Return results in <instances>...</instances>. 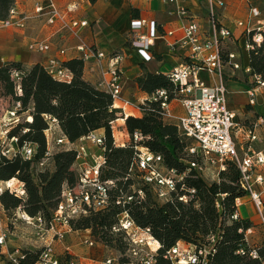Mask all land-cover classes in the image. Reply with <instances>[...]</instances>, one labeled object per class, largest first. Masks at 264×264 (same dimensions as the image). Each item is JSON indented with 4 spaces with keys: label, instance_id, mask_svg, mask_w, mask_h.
Segmentation results:
<instances>
[{
    "label": "built area",
    "instance_id": "1",
    "mask_svg": "<svg viewBox=\"0 0 264 264\" xmlns=\"http://www.w3.org/2000/svg\"><path fill=\"white\" fill-rule=\"evenodd\" d=\"M204 1L211 31H202L196 21L190 19L182 27L181 38L171 44V48H177L187 54L186 62L167 74L175 87L177 96L170 100L167 91L161 89L152 93L148 100L159 105L163 121L175 122L180 136L190 143L187 149L188 155L197 159V161L190 162V168L198 170L202 176L207 168H213L216 173V178L213 180L215 181L219 172L225 170L227 162H233L236 165L241 175L240 187L253 203L260 217V225L264 233V175L258 173L264 167V150L256 151L253 148V144L258 140V129L264 127V118L259 117L255 122L245 125L244 123H237L235 114L228 109L223 69L228 64L232 70H239L240 65L234 62L236 59L234 53L224 51V41L231 38V33L228 29L219 26L217 10L225 7V1ZM244 1L248 4V19L237 21L235 25L243 30L245 37L251 30L256 31L251 42L247 41L245 44V49L249 51L253 44L260 43V31H264V22L261 23L260 27L250 29L249 19L256 14L253 8L256 0ZM163 3L177 5L175 10L177 18L183 20L187 16V11L178 4V0H163ZM75 11L76 5L74 4L67 5L63 11H60L51 0L46 4L35 3L31 14L20 11L13 5L9 9L7 17L0 20V28L23 29L28 20L39 18L45 20L47 25L58 22L62 29L74 33L77 28H85L88 25L86 20L72 16ZM144 28H147V32L141 33ZM160 35L156 23L153 21L136 19L130 22V46L136 49L145 61L150 60L148 51L154 44V40ZM167 35L171 36L172 32H168ZM28 49L46 52L49 50V45L43 42H32L28 45ZM75 51L78 53L77 58L83 64L93 60L100 65L101 62L107 60L105 69L101 71L98 86L110 95L114 108L116 107L115 104H121L122 109L136 108L140 114L142 113L143 101L134 105L122 96L123 68L120 54L114 53L106 56L102 51L94 49L81 40L76 45ZM65 53V50L59 51L60 56H64ZM45 69L57 80L68 81L71 77L62 62L56 59L50 60L48 68ZM244 71L250 75L251 86L246 91L248 105L254 107L259 93L264 92V82L257 75H252L249 68H245ZM200 72H206L212 76L214 78L213 83L206 85L200 79ZM13 76L16 78L18 74L14 72ZM172 101H177L183 108L182 115L173 116L170 111ZM20 109V103L16 102L7 111L5 118L0 119L1 153L8 158L15 152L17 144L16 138H8V132L19 122L17 111ZM122 114L125 118L127 117L123 112ZM26 121L30 122L31 118L27 116ZM52 122L56 124L55 119H52ZM113 124L114 121L110 123V126L113 127ZM2 135H4L3 139L10 140L12 146H4L5 141L1 140ZM111 136L113 137L112 132ZM146 139L137 132L131 136V140L135 144H141L140 142ZM104 141V138L96 133H90L74 143H68L62 135L56 138V146L61 145L63 149L76 151L74 165L78 166L77 182L73 187H62L58 203L48 225L40 216L30 217L19 207L16 209L13 219L31 225L39 232V242L42 245L38 248L40 253L37 264H76L75 259L67 252L65 255L68 257L61 259L55 251V242L64 240L66 234L74 232L71 228L72 221L87 216L90 212L103 211L109 206L114 182L102 180L100 177L101 168L104 165ZM128 141L129 136L122 143L115 144L114 142V144L122 147ZM94 148L100 149V154L95 153ZM135 150L136 158L129 171H133L135 167V171L140 174L141 183L151 190L158 201H168L170 196L173 193L178 194L177 192H184L179 195V200L184 205L192 200L195 190L191 189L185 192L182 186L179 190L177 188L186 173L177 174L174 170L166 169L162 164L161 156L149 152L142 145L135 146ZM32 154V149L29 146L23 147L22 155L24 158L29 159ZM49 155L48 150L41 165L48 160L47 156ZM9 181L0 182V195L7 190L21 198L24 193L23 185L18 183L19 187L15 188ZM132 190L135 195L126 196L122 201L117 199L115 204L124 207L127 202L129 203L133 199L144 198L142 189L134 190L132 187ZM235 206L236 208L241 206V198L235 200ZM3 215L0 206V216ZM237 217L236 211L233 214V219ZM116 218V223L111 227L110 233L121 236L126 249L124 253H119L118 257H104L98 261V264H156L155 255L159 248V242L153 237L150 228L136 224L125 209ZM250 229L246 230L245 236ZM49 232H52V235L48 239L46 235ZM6 238V232L0 228V248L6 245ZM211 241H213L212 238ZM83 244L89 248L94 246V242L90 238L85 239ZM239 253L243 254L242 251ZM19 256L21 253L15 251L9 256V263L19 264L17 260ZM250 256L255 259L257 257L256 251L252 250ZM164 258L169 260L171 264H208L205 247L194 249L183 242H177L166 252Z\"/></svg>",
    "mask_w": 264,
    "mask_h": 264
},
{
    "label": "trees",
    "instance_id": "2",
    "mask_svg": "<svg viewBox=\"0 0 264 264\" xmlns=\"http://www.w3.org/2000/svg\"><path fill=\"white\" fill-rule=\"evenodd\" d=\"M13 5L14 0H0V20L7 17ZM255 32L251 30L247 33L248 42H251ZM260 35V43L253 44L248 51L249 67L250 73L264 82V31H260ZM62 65L71 74L68 81L53 78L40 64L24 67L11 62L0 66V96L11 97L13 104L19 102L21 109L17 111L18 115L26 114L31 118L30 122L25 120L9 130L8 138L17 139L16 150L11 157L3 156L0 146V182L15 179L24 189L21 198L7 190L0 195L1 210L6 218L7 215L14 218L19 207L30 217L40 216L48 225L62 187L70 188L77 182V172L73 169L76 151L73 149H62L47 156L53 164L51 172L38 168L48 151L45 131L49 127L47 118H50L56 120L61 135L68 143L100 132L105 140L100 177L114 182L109 206L72 221L73 231L88 230L95 242L122 254L126 249L125 242L121 236L111 234L110 229L116 223L117 215L125 209L136 224L150 228L159 242L156 264H171L164 256L177 242L194 249L205 247L208 264L264 262V244L251 246L246 240L245 233L252 228L251 222L239 216L233 219L237 211L235 200L246 196L240 187L241 175L236 165L227 162L217 180L205 179L198 170L190 168V162L197 161L188 155L190 143L180 136L176 125L163 121L159 105L149 102V96L161 89L167 91L170 100L175 99V87L167 75L143 71L134 80L137 88L147 97L141 105L143 111L140 116L128 115L125 118L129 141L120 147L113 142L110 126L120 111L113 107L110 95L83 79L84 65L80 59L72 58L62 62ZM14 72L18 77L13 76ZM135 132L147 139L141 144L133 143L131 136ZM137 145L160 155L166 169L177 174L186 173L177 188L179 190L182 186L185 192L195 190L187 205L179 200V195L184 192L173 193L168 201L157 202L151 190L141 183L135 167L129 171L136 158ZM25 146L33 152L29 159L22 155ZM93 150L97 154L101 152L100 149ZM132 187L134 190L142 189L144 198L133 199L124 207L115 204L117 199L122 201L126 196L135 195ZM252 250L257 253L255 259L250 256ZM39 253L40 249L21 251L17 260L19 264H37Z\"/></svg>",
    "mask_w": 264,
    "mask_h": 264
},
{
    "label": "crops",
    "instance_id": "3",
    "mask_svg": "<svg viewBox=\"0 0 264 264\" xmlns=\"http://www.w3.org/2000/svg\"><path fill=\"white\" fill-rule=\"evenodd\" d=\"M48 1L50 0H14V5L18 10L31 14L35 3L39 2L46 4ZM51 1L60 11H63L67 5H77L78 9H76L72 16L77 19L86 20L88 22L87 27L77 28L75 32L72 33L62 29L58 22L53 25H47L43 19L32 18L27 21L26 27L23 29L14 27L0 28V66L6 63L16 62L24 67L40 64L44 68H48L49 61L52 59L64 62L72 58H77L78 53L75 51V47L79 43V40L97 50H100L102 45L105 46L106 50H111L108 55L117 53L123 56L126 51L120 48L121 42L124 41L125 45L131 47L129 43L130 22L136 19L153 21L156 23L158 33L161 35L154 40V44L148 51L151 57L150 60L145 61L138 52L133 51L136 56L130 53L127 57H129L131 62L122 65V96L134 105H138L147 97L145 93L137 88L134 82L137 77L142 75L143 71L167 75L172 69L186 62L185 57L187 54L177 48H171V44L175 40L181 38L182 27L188 20H195L200 29L204 32L211 31L210 23L206 20L207 11L206 8L202 6L201 0H178V4L187 11V16L183 20L177 18L175 14L177 5L165 4L163 0H95L93 2L90 0ZM224 1L225 7L221 10H217L219 26L228 29L231 33V38L224 41V49L226 53H234L236 55V59L234 60L235 63L239 64L238 61L241 63L239 64V70H232L228 64H226L223 69V80L227 89V106L228 109L235 114V121L237 123H244L247 125L246 120L250 117L256 116L253 122L259 117L264 118V92L259 93L254 107L248 105L246 91L251 86L250 75L244 71L245 68L250 69L249 54L245 49L247 39L243 34V30L235 25L237 21H246L248 19V4L244 0ZM253 8L256 14L249 19L250 29L258 28L261 23L264 22V0H256L253 4ZM90 20L91 24L89 22ZM146 32L147 28L141 31V33ZM168 32H172V35H167ZM32 42L46 43L49 45V50L46 52L31 51L28 49V45ZM162 48L164 51H162ZM60 50L66 51L64 56L59 55ZM165 56H167V58ZM135 58L137 61H135ZM83 65V79L96 87L101 79V71L105 69L107 65V60L101 62L100 65L93 60ZM199 76L206 85L214 81V78L206 72H200ZM243 81L245 82L244 85L242 84ZM232 97L235 99L238 97L239 99L234 101ZM173 102L175 101H172L170 104V109H172L170 111L173 116L182 115L184 110L181 106L179 113L174 114L176 108L172 107ZM115 106L116 109L123 112L126 116H140V112L136 108L122 109L121 104H115ZM241 117L244 118L242 121L240 120ZM119 121H121L122 124L124 123L123 120ZM165 122L175 125V122L172 121ZM253 122L247 123L249 125ZM97 134L101 133L97 132ZM257 135L258 140L253 144V148L256 151L264 150V127L258 129ZM47 140L48 144H52L53 139L48 138ZM237 214L241 219H247L251 222L248 215L247 203L243 202L242 198L241 206L237 208ZM258 226L261 228L260 231L264 236L261 225L259 224ZM253 227L246 234L248 243L250 239H255L256 236L257 242L259 241L258 235H253ZM83 232H85V234H83ZM73 233L78 234L77 237H80L79 241L81 239L91 238L87 230L74 231L72 234H66L64 236L63 252H67L73 258L75 257L77 264H98V259H100V257L97 254L102 252V248L96 247V243H94L95 246L92 248L86 245L84 246L82 241L77 244L75 241H72L74 236ZM57 242H55L54 248L58 250ZM0 254H3L1 248ZM0 264L5 263L0 262ZM6 264H9L8 260Z\"/></svg>",
    "mask_w": 264,
    "mask_h": 264
},
{
    "label": "rangeland",
    "instance_id": "4",
    "mask_svg": "<svg viewBox=\"0 0 264 264\" xmlns=\"http://www.w3.org/2000/svg\"><path fill=\"white\" fill-rule=\"evenodd\" d=\"M201 1H202V6L204 8H206L205 1L204 0H201ZM76 9H78L77 5H76ZM206 20L209 23V16L208 15L206 16ZM89 22L91 24V20ZM120 46H121L120 48H122L124 51H126V52H124L123 56L121 57L122 65L124 63L131 62V60L129 59V57H127V55H129L130 53H133V51L137 52V50L129 47L128 45H125L124 41L121 42ZM104 47L105 46L102 45L100 47L101 48L100 50L107 56L111 52V50H106V47L105 48ZM162 51H164L163 48H162ZM224 51H225V49H224ZM133 54H135V53H133ZM134 56H136V54ZM165 57L167 58V56H165ZM135 61H137L136 58H135ZM238 63L241 64L240 61H238ZM242 84L244 85L245 82L243 81ZM96 87H98L101 90H103V88L99 87L98 85ZM232 98L234 99V101L235 100L237 101L239 99L238 97L236 99L234 97H232ZM172 104H173L172 107L176 108L174 110V114H178L179 111H180V104L177 101L173 102ZM12 106H13V100H12L11 97L0 96V119L1 118H5V116L7 114V111H9L12 108ZM170 110H172V109H170ZM26 117H27L26 114L20 115L19 116V122L17 124L25 122ZM255 117H250L248 120H246V124L248 125L247 122H253ZM124 118L125 117L123 116L122 112L120 111L118 113L117 119L114 120L113 127H111V132H112L113 137H114V139H113V137H112V139H113V142H115V144L122 143L128 137V134L126 135L127 132L125 131L126 130L125 129V123L122 124L119 121V120H123L124 121L125 120ZM243 119L244 118L241 117L240 120L242 121ZM47 120H48L49 127L45 131V136H46L47 139L48 138L53 139L52 144H48L47 143V149L49 150L50 155H52V154L62 150L63 146H61V145L60 146H56L55 145L56 138H59V136L61 135V133H60L58 127H57V124L53 123L52 119H50V118H47ZM58 131H59V133H58ZM0 132H2V131L0 130ZM3 138H4V135H2V139L1 140L5 141L4 142V146L5 147L12 146V143H10L9 139L5 140ZM38 168H42V169H40L42 171L43 170H47V171L51 172L53 170V164H52L51 159L49 161L48 160L45 161L43 165H41V163H40V167H38ZM73 169L77 172L78 166H76V165L73 166ZM261 172H264V167L262 168ZM203 176L206 177L208 179V181H213L216 178L215 170L213 168H207L204 171V175ZM9 183L12 186H14L15 188H17V186H18V182L16 180H11V181H9ZM242 201L247 203V210H248V215H249V217L251 219V225H252V227L254 226L253 227L254 228L253 235L254 234L258 235V239H259V241L257 242V236H256L255 239H250L249 244L251 246H259L261 244H264V236H263L262 232L260 231L261 228H259V226H258L260 224V217H259V215H258L253 203L249 200V198L247 196L243 197ZM157 202L161 203L158 200H157ZM0 228H2L6 232V235H7L6 245L1 247V250H2L4 255L0 254V262H4L6 264L9 256L12 255L15 252V249H16V251H19L21 253V251H25V250H37L42 245L39 242V232L37 231V229H35L31 225L25 224L24 222L16 221L15 219H13L9 215H7V218H6L5 214L3 216H0ZM83 234H85V232H83ZM51 235H52V232H49V233H47L46 237H48V239H49L51 237ZM73 235L74 236H73L72 241H75L77 244L80 241H82V243H83V241L85 240V239H81L79 241L80 237L79 238L77 237L78 234L73 233ZM253 235H251V236H253ZM90 239L93 240L94 243H96L95 244L96 247L98 246V248L99 247L102 248V252L100 254H97V255H99L100 259H103L104 257H108V256L118 257L119 253L117 251H115V250H113V249H111L110 247H107V246H105V249H104V246L101 245L98 242H95L92 237ZM63 242H64V240L57 242L58 243V245H57L58 246V250H57V248H55L57 252L59 251L58 253H59V255H60L62 260L64 259V257H68L67 255H65L67 253L63 252V247H64V243ZM74 259H76V258L74 257ZM100 259H98V260H100ZM76 264H77V261H76Z\"/></svg>",
    "mask_w": 264,
    "mask_h": 264
}]
</instances>
